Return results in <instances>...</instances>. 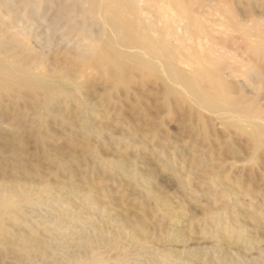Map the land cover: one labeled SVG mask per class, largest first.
Returning <instances> with one entry per match:
<instances>
[{"label": "rangeland", "instance_id": "374dc122", "mask_svg": "<svg viewBox=\"0 0 264 264\" xmlns=\"http://www.w3.org/2000/svg\"><path fill=\"white\" fill-rule=\"evenodd\" d=\"M206 1L213 9L217 0ZM221 1L241 24L261 25L264 43V0ZM59 2L37 12L33 2L0 0L1 33L18 32L33 46L26 53L10 43L0 58L29 62L37 73L77 75L50 109L0 90V264H264V140L254 151L244 134L204 111L191 114L158 85H137L139 76L125 90L95 70L78 75L66 61L79 41L76 29L91 37L102 30L77 4L65 7L75 27L53 26ZM247 38L219 34L214 49L235 56L224 65L231 91L254 97L263 111L264 45ZM41 50L43 61L36 59ZM183 68L190 73L193 65ZM217 227L239 240L222 241Z\"/></svg>", "mask_w": 264, "mask_h": 264}, {"label": "bare ground", "instance_id": "6f19581e", "mask_svg": "<svg viewBox=\"0 0 264 264\" xmlns=\"http://www.w3.org/2000/svg\"><path fill=\"white\" fill-rule=\"evenodd\" d=\"M20 1L24 5L29 4V2L36 3L37 12L41 10V4L46 6L47 11L46 9L44 11L48 12L49 9L56 6L57 2H59H55L54 0ZM214 3L212 5L214 12L218 16V20H215L217 18L215 14L212 13V16H215V18L213 17L214 20L211 19L212 16L209 17L210 14H207L206 8H210L206 0H62V3H58L59 6L55 10L56 12L54 11L55 13L51 17V20L53 21V26L58 24L61 31L66 30L69 25L75 27L70 24L72 21L73 24H76L74 23L76 20L74 21L70 16L71 9H66L65 7L77 4L76 6L79 5L80 15L83 18H92L94 20L93 23H96V25L100 24L98 26L102 32L99 37L89 36L82 28L80 30L76 29L79 41L76 44V50L71 54V58L66 61L77 69L78 75L84 76L87 71L91 72L95 70L99 74L97 76L107 80V83L110 81L112 88H123L125 90H128L135 83L134 77L139 76L140 81L137 85L142 86L145 83L151 82L160 87L164 98L175 96L176 100L184 104L187 111L191 114L198 117L201 116L202 111L211 114L221 125L236 129L241 134H244L252 149L256 151L261 147L264 140V110H260V105H257L259 109L255 108L254 97L250 98L246 94L247 97H245L242 96L243 94H234L235 92L231 91L232 89L224 78V76H227L224 75V70L227 69L224 65L226 62L229 63L227 60L233 62L232 60H234L235 56L233 55L228 58V52H226L225 47L224 49L220 48L216 50L214 46L216 42L219 43L218 41L215 42L219 34L223 37L234 32L241 34L242 37H249L247 40H250L254 47L261 44L264 45L262 43V36L260 37L258 33V26L261 25L254 22L250 25H243L238 20L239 18L235 17L236 15H231L221 0H217ZM225 4L227 5V3ZM213 9L211 8L210 10ZM81 18L80 20L83 19ZM0 36V48L3 54L8 53V45L10 43L17 46L18 50L21 49L26 53H31L33 50V46L27 40L21 38L18 32L15 35L16 37L10 36L11 38H7L8 35L5 36L3 32ZM228 39L230 40V38ZM224 41H226L225 38ZM46 55L47 53L41 50V52H38L36 59L43 61ZM6 59V57L5 60L0 58V90L5 92L14 91L18 95H25L36 99L46 109H50L51 103L56 99L58 101L64 94V86L69 85L73 87L75 84V76L77 75H72L76 72L72 75L59 71L37 73L35 72L37 67H32L29 62L18 65L15 62L16 60L10 59L7 61ZM189 64L193 65L192 71H189L190 73L186 72V69L184 70L183 68ZM229 68H231V73L237 70H233L232 67ZM239 72H237L238 75ZM227 74L229 75V73ZM259 86L257 87L258 89L260 88ZM249 90L246 91L248 92ZM255 91L254 93L256 94L259 92L257 89ZM259 96L258 98H260ZM197 155L199 154L195 151L192 153V163L198 159ZM204 176L206 177L207 175ZM219 176L221 177L222 175L218 174ZM225 179L224 181H226ZM26 196V193L22 192L21 198L24 199ZM104 198L106 199V197ZM8 201L7 203L5 200L6 203L4 202L3 204L5 209L13 203H11L10 199ZM14 203L16 204V201ZM162 206L166 209L165 211L161 207L163 213L165 211L166 215L168 214L169 220L173 221L174 215L168 209L169 207L164 205V203ZM124 217L128 218L127 215ZM255 218L258 219L259 217L255 216ZM136 219L138 220L139 218ZM135 224L134 228L136 227ZM142 227L137 228V231L142 230L140 229ZM216 232L222 238V241L239 240L238 236H231L225 228L217 227ZM141 234L142 231L140 232ZM100 262V260H96L93 264H99Z\"/></svg>", "mask_w": 264, "mask_h": 264}]
</instances>
